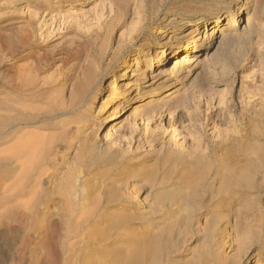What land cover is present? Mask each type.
<instances>
[{"label":"rangeland","instance_id":"374dc122","mask_svg":"<svg viewBox=\"0 0 264 264\" xmlns=\"http://www.w3.org/2000/svg\"><path fill=\"white\" fill-rule=\"evenodd\" d=\"M245 3L0 0V264H264V0ZM195 20L231 31L209 70L125 100L161 26Z\"/></svg>","mask_w":264,"mask_h":264},{"label":"bare ground","instance_id":"6f19581e","mask_svg":"<svg viewBox=\"0 0 264 264\" xmlns=\"http://www.w3.org/2000/svg\"><path fill=\"white\" fill-rule=\"evenodd\" d=\"M245 1H246L245 4H247V0H245ZM239 4L240 5L238 6V8L228 7V9H227L228 14L224 17V19L226 18L228 21H232V23H233V25H231V24L229 25V29L230 30H232L236 26V21L238 19L237 17H235L236 14H237V9H240L242 7V5H243L241 3H239ZM220 18H221V16H218L216 18L215 22L216 23L217 22H222L223 20L220 21ZM188 22L189 21H187V22H182L181 21L180 22V26L187 27L189 25ZM195 22H197V23H195L194 29L190 30V32L188 34L182 35L180 38L179 37H175L174 32L172 30H169V28H173V27H171V26L168 27V25H166V24L161 26V29L158 32L160 33L161 37L166 38V39L162 41V44H163L162 49H160V50L158 49V51H155L154 55L152 57L153 60H157L160 63V67L158 68L157 71L152 73L154 75H152L150 77V82H148V83L144 84L143 86H141L138 89V92L136 94H131V90L135 89V87L133 86L134 84L133 85L127 84L126 88L124 90L125 96H126L125 100L133 101V100H135L137 98H140L141 96H145L146 94L153 92V91H149V89H147V88H149L151 86H155V88H156L155 92H157L158 90H160L162 88H165L166 86L171 85L170 83L172 81L179 82V84L180 83L183 84L184 82H186L189 79V77H190L189 74L194 72L196 69L204 70V68H206V69L209 70V68H210L209 66H212L214 64L213 63V59H215V56L213 54L212 55H207L208 48H210L211 44L218 37H220L221 35H222L221 38L224 37L223 39H225V37L229 38L231 36V31L230 32H226V34H224V31H223L224 29H222L220 31V33H219V29L221 28V26H219L217 24L214 25L212 28H209L208 25H207L208 22L206 20H203V21L200 20L199 22H198V20H195ZM202 27L204 29L203 37L200 36V33H202V31H201ZM190 33H194V36L190 37V39H189ZM185 38L186 39L188 38L189 40H188V42L186 41V42L183 43L182 40H184ZM165 46L174 47L173 53L175 55L178 54L177 57L172 60L173 65L171 66V68L168 67V69H165V67L163 65L166 62V60L168 59V57H169V55H167V49H164ZM199 54H204V56L202 57V55H199ZM136 61H137V59H136ZM183 67L185 68L184 72H187L186 74H184L183 72L179 73L183 69ZM127 71L128 70L125 69V71L122 73V75L126 74ZM173 73L174 74L176 73L177 75H173ZM172 75H173V78H171V79L168 78L169 76H172ZM200 78H201L200 74H196V79L199 80ZM116 87H117V84H116V81L114 80L113 83H112L111 89L113 90ZM112 93H114V91H112ZM172 94L173 93H170L168 96H170ZM115 98L117 99L119 97L116 96ZM185 98L186 97L183 96V100ZM153 105H155V104H153ZM157 105L158 104H156L155 106H157ZM143 112H146V110H143V111L139 112V115H141V113H143ZM154 112L156 114H153V113L148 114L146 119L147 120H151V122H153V121H156L157 118L161 117L159 115L160 114L159 111H154ZM15 154L16 155H20V153H16V152H15ZM24 161H22V162H24ZM44 161L45 160H43V162L35 170L36 171L35 175L37 177H39L42 174V172H43V168L42 167L43 166H47L48 170L50 169L49 168L50 161L49 162L48 161L44 162ZM9 164H10V172H13L14 169H15V165L12 163V160H10ZM27 180H29V178ZM16 182H17V180H16ZM23 184L19 183V186L22 185L21 186V190H20L21 193L23 191H25V189H27L26 186H23ZM9 185L12 186V187H16L17 184L15 185L14 182H13L12 184H9ZM28 193H29V191H28ZM35 200H37V201L34 202V204L32 203L31 206H33V207H38V205L45 206V205H42L40 203V200H38L37 197H36ZM43 203H44V201H43ZM44 204H47V203H44ZM144 251L147 252L145 249H144ZM142 259H143L142 255H138L136 257L135 262L133 264H141Z\"/></svg>","mask_w":264,"mask_h":264}]
</instances>
